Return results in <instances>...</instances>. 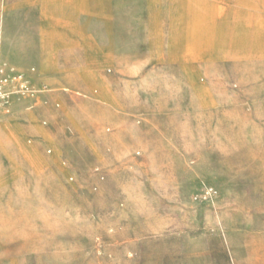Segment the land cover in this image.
Listing matches in <instances>:
<instances>
[{"label":"rangeland","instance_id":"374dc122","mask_svg":"<svg viewBox=\"0 0 264 264\" xmlns=\"http://www.w3.org/2000/svg\"><path fill=\"white\" fill-rule=\"evenodd\" d=\"M0 61L50 89L0 119V264H264V0H0Z\"/></svg>","mask_w":264,"mask_h":264},{"label":"built area","instance_id":"2783aa9c","mask_svg":"<svg viewBox=\"0 0 264 264\" xmlns=\"http://www.w3.org/2000/svg\"><path fill=\"white\" fill-rule=\"evenodd\" d=\"M35 73L34 67L25 71L0 61V119L10 115L16 104L19 110H33L39 104L48 103L50 89L33 81ZM42 122L46 124L45 120Z\"/></svg>","mask_w":264,"mask_h":264},{"label":"crops","instance_id":"0c3cea01","mask_svg":"<svg viewBox=\"0 0 264 264\" xmlns=\"http://www.w3.org/2000/svg\"><path fill=\"white\" fill-rule=\"evenodd\" d=\"M23 3V1H21L20 2V4H22ZM19 4V3H18ZM34 26H32V27H27V24L25 23V25H23L22 23H21V29H31V28H33ZM27 44H29V41H28V38L27 37H20V39L18 38V45H27ZM18 62H20V59L18 58ZM47 97H48V99H50L49 97H50V94H47ZM40 105V104H39ZM39 105H37V107L39 106ZM42 105V104H41ZM43 105H45V104H43ZM36 107V108H37ZM35 108V109H36ZM34 110V109H33ZM22 111H24L25 113H27L29 110H22Z\"/></svg>","mask_w":264,"mask_h":264}]
</instances>
